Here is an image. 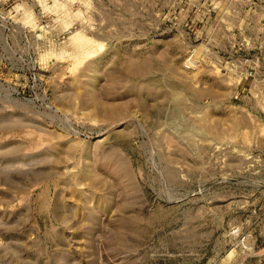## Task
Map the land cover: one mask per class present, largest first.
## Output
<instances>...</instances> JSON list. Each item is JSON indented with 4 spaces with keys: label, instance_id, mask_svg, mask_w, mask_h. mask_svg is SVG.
Listing matches in <instances>:
<instances>
[{
    "label": "rangeland",
    "instance_id": "1",
    "mask_svg": "<svg viewBox=\"0 0 264 264\" xmlns=\"http://www.w3.org/2000/svg\"><path fill=\"white\" fill-rule=\"evenodd\" d=\"M0 264H264V0H0Z\"/></svg>",
    "mask_w": 264,
    "mask_h": 264
}]
</instances>
